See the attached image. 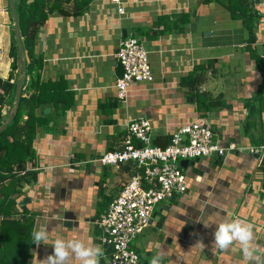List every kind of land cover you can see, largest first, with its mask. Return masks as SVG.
<instances>
[{
  "label": "crops",
  "instance_id": "crops-1",
  "mask_svg": "<svg viewBox=\"0 0 264 264\" xmlns=\"http://www.w3.org/2000/svg\"><path fill=\"white\" fill-rule=\"evenodd\" d=\"M122 1V15L111 0H93L83 15H52L40 28L35 50L44 58L42 80L64 77L74 101L63 114L51 102L38 109L49 118L33 140L34 162L14 179L0 178V225L2 220H15L21 224L16 230H48V244H33L28 264H41L53 253L57 238L99 245L104 250L100 264H110L96 224L105 213L98 217L101 192L104 187L113 200L132 167L113 165L119 176L115 180V173L111 178L104 172L107 166L99 158L122 147L131 119L149 118L152 143L162 147L178 128L207 119L215 140L236 143L237 149L222 158L202 157L183 166L192 184L171 198L175 203L181 198V204H159L151 220L152 225L159 217L155 233L166 232V245L161 242L159 252L165 264H249L238 243L228 250L214 245L216 226L238 217L253 225L254 246L264 259L263 156L256 157L248 148L264 142V61L257 58L264 54V0H249L251 29L232 16L228 0ZM12 30L9 0H0L2 78L11 71ZM128 36L148 49L154 81L131 84L123 104L115 86L122 70L117 51ZM198 65L203 68L196 69ZM200 72L205 77L200 91H188L181 81ZM211 98L222 105L207 109ZM253 101L250 114L247 102ZM26 197L28 203H21ZM171 211L175 215L169 219ZM200 218L209 227L198 222ZM153 238L139 247L149 259ZM148 258L141 257L149 264ZM71 264L79 262L73 259Z\"/></svg>",
  "mask_w": 264,
  "mask_h": 264
},
{
  "label": "built area",
  "instance_id": "built-area-1",
  "mask_svg": "<svg viewBox=\"0 0 264 264\" xmlns=\"http://www.w3.org/2000/svg\"><path fill=\"white\" fill-rule=\"evenodd\" d=\"M111 1L117 5L119 14L126 12L122 0ZM261 57L264 59V54ZM117 58L123 67V74L115 81L117 96L127 104L131 84L152 81L153 67L148 49L135 36L121 41ZM126 130L122 147L104 153L99 161L105 166L129 164L132 174L96 224L101 231L100 242L107 251L111 249L110 264H129L133 256L135 264H148L132 248V241L151 224L162 201L188 191L187 173L181 161L222 158L235 151L237 145L217 142L207 119L178 128L172 143L165 147L152 144V123L147 117L131 119ZM248 148L249 152L264 156V142Z\"/></svg>",
  "mask_w": 264,
  "mask_h": 264
},
{
  "label": "trees",
  "instance_id": "trees-1",
  "mask_svg": "<svg viewBox=\"0 0 264 264\" xmlns=\"http://www.w3.org/2000/svg\"><path fill=\"white\" fill-rule=\"evenodd\" d=\"M92 1L93 0H15L21 36L23 38L25 48V58L27 60V77L22 83L20 106L13 117V120L6 127V129L0 133V178L4 179L6 177H12L14 179L17 177V172L24 169L28 163L34 162L35 150L33 147V140L36 137L38 128L40 126L45 127L48 124L49 118L44 112H40L39 114L38 109L45 105V103L51 102L53 107H55V109H61L63 114L64 111L71 107V104L74 101L73 94L70 92L71 90H68L64 85V77H60L57 80H42L41 71L44 66V58L42 54H36L35 50L40 28L46 24L52 15L67 17H78L83 15L84 12L89 9V5ZM253 2L254 0L251 1V4ZM249 4V0H236L235 3L228 0L227 7L231 11L233 17L242 18L244 25L248 29H251L254 22V16L249 8ZM9 10L10 13H12L10 4ZM10 56L12 58V63L8 78H2L0 76V127L8 118L10 111L14 107L16 98L17 77L20 61L19 46L15 41L14 26L12 30ZM257 58L260 62L261 60L264 61L262 57ZM119 63L122 67L120 61ZM198 68L201 69L203 67L198 65L196 69ZM120 72V75H122L123 67ZM204 79L205 77L202 72L195 75L190 74L187 78H184L181 81V84L186 86L188 91H200L199 87ZM152 81H154V79ZM205 94L206 93L203 92H200V94H198V92L195 93L197 96H204ZM259 94L262 93L260 92ZM195 95L193 94L192 97ZM218 105H222V101L211 98L210 105L206 108L208 109L212 106ZM255 105L254 101L250 103L247 102V106L251 111L250 114L254 111ZM200 108L202 109L203 106ZM25 115H27V118H24ZM202 115L207 116L208 113L206 112ZM171 143V140L168 141L166 146ZM136 144H140V142H136ZM2 172H5L6 176L3 175ZM31 177L35 179L36 172L31 173ZM15 184L16 182L14 181L12 192L15 191ZM103 189L101 194L104 199L101 203L102 208L98 213V217H100L101 213L107 210L110 202L112 201V198L110 199L109 195L106 194L105 189ZM175 196L176 195H174V197ZM7 223L12 226L7 228L10 226ZM1 224L0 264H28L29 258L32 254L31 247L33 246L32 229L26 227L28 232L26 229H24L25 231L16 230L19 228L16 224L20 226L21 224L15 222V220H2ZM3 225L5 227H3ZM99 233L101 234L100 229ZM108 251H111V249ZM108 251L107 253L110 254Z\"/></svg>",
  "mask_w": 264,
  "mask_h": 264
},
{
  "label": "clouds",
  "instance_id": "clouds-1",
  "mask_svg": "<svg viewBox=\"0 0 264 264\" xmlns=\"http://www.w3.org/2000/svg\"><path fill=\"white\" fill-rule=\"evenodd\" d=\"M203 222L200 218L198 222ZM204 223V222H203ZM205 227H209L204 223ZM254 228L252 224L243 222L240 218H233L224 221L216 226L214 232V245L220 250H228L233 244L241 246V252L249 264H264V259L257 255L258 249L254 246ZM49 232L41 227L32 232V244L39 247L41 244H48ZM54 251L48 255L41 264H71L75 259L79 264H100V258L104 250L99 245L86 243L83 239H62L57 238L53 242ZM129 264H135V257L129 260ZM149 264H165L163 253L157 252L153 255Z\"/></svg>",
  "mask_w": 264,
  "mask_h": 264
},
{
  "label": "water",
  "instance_id": "water-1",
  "mask_svg": "<svg viewBox=\"0 0 264 264\" xmlns=\"http://www.w3.org/2000/svg\"><path fill=\"white\" fill-rule=\"evenodd\" d=\"M9 4L11 6L12 10V19L14 22V33H15V41L18 43L19 46V61H20V67L18 71V77H17V87H16V98L14 102V107L9 113L8 118L5 120V122L1 125L0 127V133L6 129V127L10 124V122L13 120V117L15 116L19 106H20V101L22 97V83L27 77V65H26V58H25V48H24V43H23V38L21 36V29H20V23H19V18H18V11H17V6L15 3V0H9ZM256 157H260L259 154H256ZM192 161H189L188 159H184L181 161V165L184 167H187L188 164H190ZM261 164L264 165V156L262 158ZM30 200V197H26L23 199L21 203L27 204L28 201Z\"/></svg>",
  "mask_w": 264,
  "mask_h": 264
},
{
  "label": "rangeland",
  "instance_id": "rangeland-1",
  "mask_svg": "<svg viewBox=\"0 0 264 264\" xmlns=\"http://www.w3.org/2000/svg\"><path fill=\"white\" fill-rule=\"evenodd\" d=\"M14 26V25H13ZM193 161V160H192ZM105 171H107V172H110V173H108L110 176H111V178L113 177V173H115V180L119 177L118 176V170L116 169V166H113V165H109V166H107L106 168H105V170H104V172ZM186 173H187V171H186ZM120 178H122V177H120ZM187 179H188V183H189V185L191 186V184H192V180H191V177H190V175L187 173ZM119 189V187L117 188V190ZM94 198V197H93ZM180 200H181V198L177 201V203H175L174 202V200H172V199H168V200H165V201H162L161 203H160V206L161 205H170V204H172V205H180L181 204V202H180ZM101 205V204H100ZM160 206H158L157 207V209L160 207ZM174 215H175V213L174 212H169L168 213V217H169V219H172L173 217H174ZM177 219H178V217H177ZM159 223V217L158 218H153V227L151 228V224L144 230V232L142 233V235L140 234V235H138L137 236V238L136 239H134L133 241H132V248H134L137 252H139L140 253V255H141V257L142 258H144V259H147L148 258V256H145V252L143 251V249L142 248H139V247H142V243L143 242H146L147 240H149L150 238H152L153 236H154V238H153V248H152V250H151V252H152V256L153 255H155L157 252H159V247H160V243L162 242V244H164V245H166V241H165V237H166V232H163L164 231V229H162V231H158V232H160V233H155V230H156V224H158ZM166 227V226H165ZM150 235H152V236H150ZM164 257H165V255H164ZM149 259V258H148ZM150 260V259H149Z\"/></svg>",
  "mask_w": 264,
  "mask_h": 264
}]
</instances>
